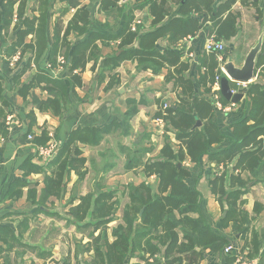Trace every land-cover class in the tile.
Wrapping results in <instances>:
<instances>
[{"label": "trees", "instance_id": "obj_1", "mask_svg": "<svg viewBox=\"0 0 264 264\" xmlns=\"http://www.w3.org/2000/svg\"><path fill=\"white\" fill-rule=\"evenodd\" d=\"M19 0H7L4 3V21L0 7V25L11 23L14 13V5ZM67 1L70 8H77L73 19L68 25L63 40L71 31L83 34L91 24L90 13L86 6H81V0ZM101 3L104 10L116 8L119 12L121 0H95ZM133 0L127 4L125 22L122 30L117 35H107L93 32L84 41L66 54L67 66L72 83L82 85L81 76L74 73L85 70L88 62L94 60V65L100 57V49L96 45L98 39H112L118 41L120 51L106 59L104 70L114 71L123 61L131 60L136 64L138 71H151L160 73L167 68L166 81H173L179 87L178 99L162 110L164 101H160L159 112L156 117L163 116L168 123L166 131L174 134L177 144L166 134L163 147L159 155L154 159L142 162L141 158L134 156L127 162V168L131 169L142 165L147 175L155 174L158 179L157 187L142 181L139 184L129 183L125 194L129 201L123 210L122 221L112 228L113 240L110 241L108 233L96 236V232H104L108 224L116 219L118 200L116 191L103 189L89 192L81 198V202L70 209L73 216L71 223L77 227L93 228L89 233L90 240L83 244L77 241L76 248L82 247L81 254L87 253L89 260L85 264H128L132 258H137L142 264H201L206 250L222 251L230 244L228 239L216 234L200 208L201 193L191 189L185 178L189 171L180 166L185 158L193 162H199L202 156L207 155L209 161L215 163V177L210 182L212 193L220 202L228 205L227 215L224 220L233 221L234 228L240 232L249 231L251 220L264 209V204L256 202L253 217L243 210L238 201L247 192L249 180L243 177L248 173L257 181L264 179V44L257 59L255 74L258 79L248 84L246 98L251 104L249 114L236 122L231 127L233 134L230 145L217 152H211L213 145L224 141L225 135L222 129L213 121L214 103L211 99L200 96L194 88V79L188 77L185 72L190 68V62L182 57L185 55L184 42L194 37L200 30L207 29L209 37L225 43L236 37L240 31L241 13L233 9L237 0ZM243 5L254 6L259 10V0H240ZM49 0H44L48 8ZM147 11L152 18V29L140 34L144 27L137 25L136 31L132 30L136 10ZM177 8V12H175ZM22 10V11H21ZM18 9V18L15 25L17 37L6 49L4 72L10 74L12 70L8 58L21 50L23 57L29 49L35 45L24 43L25 37L31 33H44L47 24V15L38 18L24 16L23 7ZM47 10V9H46ZM38 22V27H35ZM210 22V26L206 24ZM23 23L24 29L19 27ZM43 40V37L40 38ZM137 41L135 47L128 48ZM167 41V48L160 50L158 44ZM40 42V41H38ZM45 46V43H43ZM38 46L40 47L39 43ZM59 45L54 42L51 46V55L57 54ZM41 51V49H38ZM30 52V51H29ZM199 81L206 93L212 91L216 77L224 75L220 69V63L216 53L202 54L199 56ZM30 63V62H29ZM25 64L22 72L28 68ZM38 77L45 75V69L39 68ZM101 77V76H100ZM103 77V76H102ZM115 74L110 78L115 80ZM46 80L53 84V97L46 100L36 99L40 109H51L52 112L63 118L65 110L71 104L68 87L64 80H56L47 76ZM4 78L0 75V96L4 91ZM33 83L24 84L20 92L27 95L33 87ZM221 94L224 104L228 101ZM7 104V101L4 100ZM126 121H129L137 112V101L129 99ZM200 120V124L198 121ZM117 124L114 121L112 125ZM109 126L83 127L73 130L68 139L61 144L60 150L49 164L50 172L44 180V187L37 200L39 207L45 205L50 198H60L64 194L66 181L72 171L80 178L85 176L81 170L86 159L81 158L78 143L99 145L109 132ZM40 145L47 143L48 136L43 133ZM39 145V144H38ZM74 152V154H72ZM30 162H26L28 165ZM35 171H42V167L32 166ZM26 182L14 180L5 198L21 197ZM29 198L37 199V191L29 190ZM242 202V201H241ZM92 209V210H91ZM40 210V208H38ZM24 226H28L25 219ZM106 232V231H105ZM104 238L105 243L101 242ZM0 241L7 245H0V254L6 252L4 260L0 264H16L10 258V252L17 246L26 247L22 243L21 234L8 227H0ZM260 240L259 234L252 231V237L246 241L248 256L251 258L257 254ZM250 247V249H249ZM252 247V252L250 251ZM79 254V253H78ZM71 256V251L60 264H80ZM78 260V261H77ZM138 263V264H141Z\"/></svg>", "mask_w": 264, "mask_h": 264}, {"label": "crops", "instance_id": "obj_2", "mask_svg": "<svg viewBox=\"0 0 264 264\" xmlns=\"http://www.w3.org/2000/svg\"><path fill=\"white\" fill-rule=\"evenodd\" d=\"M6 1L0 0L3 21ZM132 1L121 0L119 5L124 11L119 12L116 8L104 10L100 6L101 3L95 0H81V6H86L90 13L91 24L83 34L71 31L66 37V43L63 37L77 10L74 7L70 8L67 1L49 0V7L46 8L44 0H19L14 5L11 23L7 26L4 23L0 25V75L4 78V81H1L4 91L0 96V227L11 228L17 232V235L21 234L22 243L26 245V247L17 246L10 252L9 255L13 263L60 264L69 251L74 258L75 249L66 248L63 241H58L54 247L50 246L58 240V236H50V231L55 230L54 234L57 235L58 228H60L54 223L59 214L58 210L53 208L52 203L66 200L65 206L68 211L63 219L72 224L73 216L70 215V209L78 205L84 195L100 189L118 191L117 183L114 185L113 181L108 182L109 185L106 186L98 185L97 182L101 181V177L106 176V173H110L116 178L120 177L126 186L129 183L139 184L145 181L156 188L158 179L155 174L147 175L142 165L128 169L127 162L130 157L134 156L141 158L142 162L156 158L166 142V134L170 135L174 144H177L174 134L159 132L154 121L159 112L160 101L169 100L174 103L180 92L179 87L175 86L173 81L165 80L168 73L167 68L158 74L151 71H138L133 61L125 60L114 71L104 70L106 59L120 51L118 41L112 39L96 41L101 52L95 67H93L94 60L92 59L88 62L85 70L74 71L81 76L82 85L72 83L73 73L69 72L67 65L63 66L60 62L61 57L66 54L70 55L71 50L79 43L84 42L93 32L107 35L119 34L126 19L127 4ZM219 1L221 0H217L216 3ZM258 6L259 10L254 6L243 5L240 0H237L233 5V9L241 13V26L238 35L226 43L222 61L219 60L216 53L220 69L224 74L221 78L216 77V80L219 78L220 83L226 75L223 69L224 63L231 59L237 65H242L246 55L264 32V0H259ZM22 7L25 17L38 18L46 14V29L39 35L36 32H31L25 37L24 43H32L35 47L29 49L30 52H26L25 57L21 50L10 56L8 61L12 72L6 74L4 72L5 49L17 37L15 25L17 19L20 18L18 9L21 10ZM245 8H250L255 17L245 20L243 18ZM176 12L177 8L174 13ZM138 24L144 27L140 30V34L152 29V18L147 8L135 11L132 30L136 31ZM210 24L208 22L206 26H210ZM19 27L24 29L26 26L20 23ZM35 27H38V22ZM41 37L43 40L40 39ZM209 38L208 30L202 29L194 37L186 39L184 42L185 55L182 57L183 60L190 62V68L185 74L194 79L195 91L207 99L212 98L216 80L212 91L206 93L199 81L198 60L200 55L210 54L205 50ZM54 42L58 43L59 48L57 54L52 56L51 46ZM136 44L137 41L128 45V48L135 47ZM167 46V41L158 44L160 50ZM18 53V59L14 60ZM27 63H29L28 68L22 72L21 68ZM48 64L50 66H47ZM39 68L45 69V75L41 78L38 77ZM113 74L116 78L110 81ZM47 76L56 80H64L67 84L71 104L65 110L63 118L55 115L51 109H40L35 102L36 99L46 100L53 97V84L46 80ZM257 79L258 74H255L252 81L244 82L245 86L240 87H237L236 82H231V88L235 89V92L232 91L233 94L242 93L243 98L230 111H218L214 107L213 121L222 129L225 139L222 143L213 145L211 152L220 151L230 145V138L233 134L231 126L245 118L251 109V104L246 98V88L248 84ZM29 83L34 85L25 96L20 92V89L24 84ZM129 99L137 101L138 112L129 121H126V114L130 107ZM4 100L7 101V104L4 103ZM227 101V104H223L235 103ZM114 121H117V124L112 125ZM80 126H109L110 130L99 145L78 143L80 157L86 159L85 164L81 167V170L86 173L85 176L80 178L75 171H72L66 181L64 194L60 198H50L45 202V205L39 207L37 200L44 187L45 177L50 172L49 164L52 160L43 162L37 150L40 146L38 141L46 132L48 141L54 139L62 144L68 139L70 133ZM28 161L30 163L26 165ZM120 162L122 167L119 165ZM179 165L189 171V175L185 178L187 185L201 193V212L207 218L213 231L228 239L233 246L232 253H226L224 250H206L201 264H233L235 254L245 252L246 241L251 239L253 230L259 234L260 245L257 254L252 258L258 259L260 264H264V209L251 220V224L248 225L249 231L240 232L234 228L233 221L224 220L227 215L225 209L228 208V205L226 202H220L211 191L210 182L214 179L217 171L215 163L209 161L208 156L204 155L199 162H193L187 157ZM32 166H39L43 169L35 171ZM90 175L93 176L90 182L93 185L96 183V187L88 192L82 191L83 185L89 180ZM243 177L249 180V183L247 192L242 195L238 203L243 210L249 213L250 217H253L255 203L264 204V179L257 181L246 172L243 173ZM14 180L26 182V186L23 187V195L19 198H5ZM111 185L113 187H110ZM126 186H121V188L122 193L127 197V204L129 198L125 194ZM34 189L37 191L36 200L29 198V190ZM116 199L118 200L117 196ZM25 219H28V226L23 225ZM115 221L116 219L112 222ZM50 223L52 224L50 225ZM89 237L88 235L90 240ZM0 245L3 248L7 247L2 241H0ZM53 248L58 249V253L55 254ZM250 251L252 252V247ZM5 255L6 252L0 254L1 261L4 260ZM57 255H61V257L57 258Z\"/></svg>", "mask_w": 264, "mask_h": 264}, {"label": "rangeland", "instance_id": "obj_3", "mask_svg": "<svg viewBox=\"0 0 264 264\" xmlns=\"http://www.w3.org/2000/svg\"><path fill=\"white\" fill-rule=\"evenodd\" d=\"M252 17H255V14L253 13V11H251L250 8L249 9L245 8L243 10V18L245 20H249ZM106 156H108V155H106ZM119 165L122 167L121 162L119 163ZM111 175L112 174H110V173H106V176L103 175L101 177L102 180L98 181L97 183H98V185H104V186L109 185L108 182H110V181H113L114 185L117 183L116 186H117L118 191H116V196L118 198V208H117V212H116V221L112 222V223L110 222L107 225L108 228L104 229V232L99 233V231H97V234H96V236H99L102 234V237H104L106 235V233H108V238L110 240H112V236H111L112 228L122 221L123 209H124L126 201H127V197L124 195V193H122V188H121V186H126V184L122 183L123 181H121L120 177L116 178L115 176H111ZM92 178H93V176L90 175L88 178L89 180H87L84 183V185H83L84 189L83 190L81 189L82 191L88 192L91 189H94L96 187V183L93 185L92 182H90V180ZM110 187H113V185H111ZM65 203H66V200L58 201V202L54 201L52 203V206H54L53 208L55 210H58V214H59L58 217H56V221L54 223L59 225L60 228H58L59 232L57 233V235L54 234V233H56L55 230L50 231L51 232V233H49L50 236H53V235L55 237L58 236V240L55 241L52 245L50 244V246L54 247L58 241H63V243H65L66 248L70 247L72 250L75 249L74 260H76L77 254L79 253L78 259L81 262L80 264H85V261L89 260V256L87 255V253L81 254L82 247H79V251H78L75 243L77 241H83V244L88 242L89 241L88 235H89L91 229L93 230V228L92 227L91 228H82V227L80 228V227L74 226L72 224H69V222H67L65 219H63V217L66 215V213L68 211V208H66ZM51 224L52 223H50V225ZM101 239H102L101 242L105 243L104 238H101ZM50 246H48V247H50ZM48 247H45V249H48ZM53 249L55 251V254L58 253V249H55V248H53ZM56 257L59 258V257H61V255H57ZM138 263H141V262L137 258H132L130 260V263H128V264H138Z\"/></svg>", "mask_w": 264, "mask_h": 264}, {"label": "built area", "instance_id": "obj_4", "mask_svg": "<svg viewBox=\"0 0 264 264\" xmlns=\"http://www.w3.org/2000/svg\"><path fill=\"white\" fill-rule=\"evenodd\" d=\"M205 50L210 53H217L219 56V60L222 61L223 55L226 51V43L223 41H217L215 40L214 37H210L205 45ZM18 56L19 53L17 54V56L14 57V60H17ZM60 62L63 66L67 65V59L65 57H61ZM47 66H50V64H48ZM76 72L78 71L76 70ZM236 84L237 87H240V86H245L246 83L236 82ZM220 88H221V83L219 78H217L216 83L214 85V92L211 98L214 103V107L218 111H230L235 106L236 103L224 105L221 100ZM232 91L235 92V89H232ZM168 103L169 100L164 101L162 110H165L169 106ZM154 121L159 128V132L170 133L164 130L167 128L168 123L163 116L157 117ZM60 147H61V142L51 139L46 144L38 146L37 150L43 162H49L50 160H53V158L57 155L58 151L60 150ZM224 251L226 253H232L233 251L232 244L226 246L224 248ZM233 264H260V263L258 259L251 258L250 256H248L247 251H245L235 254Z\"/></svg>", "mask_w": 264, "mask_h": 264}, {"label": "water", "instance_id": "obj_5", "mask_svg": "<svg viewBox=\"0 0 264 264\" xmlns=\"http://www.w3.org/2000/svg\"><path fill=\"white\" fill-rule=\"evenodd\" d=\"M263 44L264 32L260 35L256 44L250 49L242 65H237L235 61L231 59L224 63L223 69L226 75L221 79V93L227 100L237 103L243 98L242 93L233 94L231 82L244 83L253 80L257 59L261 53ZM198 124H200V120L198 121Z\"/></svg>", "mask_w": 264, "mask_h": 264}]
</instances>
